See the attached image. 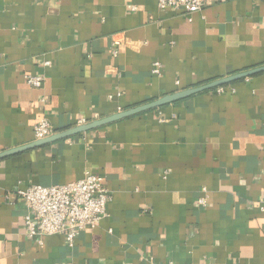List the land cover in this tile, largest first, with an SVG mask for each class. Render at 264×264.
Segmentation results:
<instances>
[{"label": "crops", "instance_id": "0c3cea01", "mask_svg": "<svg viewBox=\"0 0 264 264\" xmlns=\"http://www.w3.org/2000/svg\"><path fill=\"white\" fill-rule=\"evenodd\" d=\"M261 65L264 0L190 16L157 0H0V152L35 141L42 117L59 132ZM86 170L107 180L108 215L72 246L28 238L17 189ZM172 263L264 264V71L0 159V264Z\"/></svg>", "mask_w": 264, "mask_h": 264}, {"label": "built area", "instance_id": "2783aa9c", "mask_svg": "<svg viewBox=\"0 0 264 264\" xmlns=\"http://www.w3.org/2000/svg\"><path fill=\"white\" fill-rule=\"evenodd\" d=\"M161 8H173L187 15L201 11L206 0H157ZM117 34L113 44L119 45L124 41ZM117 56V51L113 52ZM163 64L153 62L152 73L160 76ZM28 83L34 87H42L45 77L28 74ZM224 92L223 87L219 88ZM90 120L82 119L78 125ZM55 129L47 117H42L34 126L36 140L49 137ZM106 178L91 170H86L83 176L75 181L64 184L44 186L31 184L25 188H18L17 192L23 198L28 208L24 218L26 235L39 243L45 236L63 234L67 244L74 245L77 236L87 227H95L108 215V204L112 194L107 187ZM208 190L202 189L198 199L201 206L208 205ZM174 264V263H172ZM210 264V263H207Z\"/></svg>", "mask_w": 264, "mask_h": 264}, {"label": "water", "instance_id": "95a60500", "mask_svg": "<svg viewBox=\"0 0 264 264\" xmlns=\"http://www.w3.org/2000/svg\"><path fill=\"white\" fill-rule=\"evenodd\" d=\"M263 71H264V65H261V66H258V67H255V68H252L249 70L234 73V74L227 76V77L215 79L209 83H206V84H203L200 86L185 88V89H182L180 91H177V92H174L171 94H166L161 98H158L156 100H152V101L144 103V104L137 105V106L130 108L128 110H124V111H121V112H118V113H115L113 115L103 117L100 119L92 120V121H89L85 124L76 125L74 127L68 128L66 130L55 132L53 135H51L49 137L39 139V140H35L31 143H28V144H25L22 146H17L15 148H11L8 150L1 151L0 152V159H4V158H7L9 156H12V155L24 152V151L32 150V149L37 148L39 146L49 144V143L55 142V141L60 140V139H64L66 137H69V136H72L75 134L90 131V130L95 129L97 127H100V126H103V125H106L109 123H113L115 121L121 120V119L126 118V117L133 116L135 114H138V113L150 110V109H155V108L164 106L168 103H172V102H175L178 100L185 99L187 97L192 96L193 94H196V93H199V92H202L205 90H210L212 88H217V87L227 85L231 82L250 77L256 73L263 72Z\"/></svg>", "mask_w": 264, "mask_h": 264}, {"label": "trees", "instance_id": "16d2710c", "mask_svg": "<svg viewBox=\"0 0 264 264\" xmlns=\"http://www.w3.org/2000/svg\"><path fill=\"white\" fill-rule=\"evenodd\" d=\"M223 87L224 89H226V87H228V84L227 85H224V86H221ZM220 87H217V88H212L210 89V91H215V90H218Z\"/></svg>", "mask_w": 264, "mask_h": 264}]
</instances>
